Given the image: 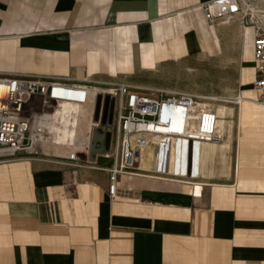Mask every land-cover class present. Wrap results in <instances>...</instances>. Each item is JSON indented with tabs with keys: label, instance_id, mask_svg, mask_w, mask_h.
Returning <instances> with one entry per match:
<instances>
[{
	"label": "crops",
	"instance_id": "crops-1",
	"mask_svg": "<svg viewBox=\"0 0 264 264\" xmlns=\"http://www.w3.org/2000/svg\"><path fill=\"white\" fill-rule=\"evenodd\" d=\"M212 1L0 0V72L125 82L162 63L225 57L239 61L240 97L205 168L193 154L188 177L121 174L113 199L103 170L73 175L31 155L0 161V264H264L252 32L236 16L208 20Z\"/></svg>",
	"mask_w": 264,
	"mask_h": 264
},
{
	"label": "built area",
	"instance_id": "built-area-1",
	"mask_svg": "<svg viewBox=\"0 0 264 264\" xmlns=\"http://www.w3.org/2000/svg\"><path fill=\"white\" fill-rule=\"evenodd\" d=\"M224 2L225 8L217 5ZM238 0H213L205 4L204 16L208 20L237 18L242 29L252 32V57L254 61L251 86L264 103V27L251 8L240 6ZM213 7V9L211 8ZM232 14L231 17H225ZM1 37V36H0ZM93 92L91 125L81 154L69 148L64 155L46 152L39 134L46 129L49 113L62 103L75 106L86 104ZM99 96L97 120H93L96 97ZM112 97V115L109 126L100 124L104 97ZM234 102H239L238 94ZM203 117H205L203 119ZM215 114L209 104L199 102L191 94L152 93L134 88L118 79L71 80L49 76L0 72V161H9L21 155L46 158L70 171L73 175L81 168L106 172V192L109 199L117 195V178L121 174H134L139 167L142 150L152 146L156 154L170 153L172 140L177 137L190 139L188 129L192 121L200 120L198 137L213 135ZM109 129L107 151H103L104 131ZM98 137L94 138L95 131ZM68 146H72L68 144ZM98 160H103V166ZM161 167L163 170H158ZM165 163H153L151 171L164 172Z\"/></svg>",
	"mask_w": 264,
	"mask_h": 264
},
{
	"label": "rangeland",
	"instance_id": "rangeland-1",
	"mask_svg": "<svg viewBox=\"0 0 264 264\" xmlns=\"http://www.w3.org/2000/svg\"><path fill=\"white\" fill-rule=\"evenodd\" d=\"M238 1L241 3L242 9L248 7L251 8V12L254 9L264 22V0ZM240 14L241 12L235 14V16L239 18ZM256 19L260 21L258 17ZM228 20L220 18L217 21L228 22ZM247 62V66L254 67L253 58ZM238 74L239 61L237 59L189 57L177 62L162 63L150 71L136 72L126 77L125 82L143 91L162 94H191L197 101L209 104L213 108L216 117L213 135H207V137L212 139L211 142L205 145H200V141L188 143L187 151L184 152V160H181V157L177 158L175 155L172 156L171 163L164 162L163 159H160L161 156L156 158L154 150L150 149L152 150L151 163L144 165L143 169H152L153 161L155 160L158 165L161 162L165 163L164 172L179 175L181 171H184L188 177L187 162L190 157L192 158L193 154L196 155L202 167L205 168V162L207 160L212 161L216 151H220L221 143L220 141H214V139L217 138V135H220L223 140L222 132L230 127L229 106L234 102V90L237 85ZM96 137L98 135L94 133V138ZM177 142L175 140L172 141V143ZM200 153L202 154L200 155ZM225 156L222 157L221 163L218 164L221 168H223L224 164H228V156ZM158 170L163 169L159 167Z\"/></svg>",
	"mask_w": 264,
	"mask_h": 264
},
{
	"label": "bare ground",
	"instance_id": "bare-ground-1",
	"mask_svg": "<svg viewBox=\"0 0 264 264\" xmlns=\"http://www.w3.org/2000/svg\"><path fill=\"white\" fill-rule=\"evenodd\" d=\"M246 1V0H244ZM245 4V2H244ZM217 5L225 8L227 5L224 2H217ZM213 9V7L211 6ZM253 15L260 19L262 26L264 27V22L260 18L261 16L252 9ZM232 14H228L225 17H231ZM97 87L91 88L90 91V100L81 106H75L69 103H62L58 108L53 109L49 113L48 120L46 121V129L39 134V140L46 152L52 153L54 155H64L67 153L69 148H72L76 153L81 154L84 150V141L88 137L89 128L91 125L90 115L93 108V92ZM205 117H203L204 119ZM193 128H191L192 125ZM200 125V120H194L189 126L190 133L192 134V143L200 141V145H205L212 141L211 138L207 137H198L197 131ZM173 140L178 141L177 143H171L170 153L164 157L161 154H156V158L161 156L160 159H163L166 163H171L172 156L181 157V160H184V152L187 151L188 143H191L190 139L184 137H177ZM172 140V141H173ZM221 136L217 135V138L214 141H221ZM71 144L72 146H68ZM154 147L149 146L141 151L139 157V167L144 168L146 164H150L152 160V150ZM204 148V147H203ZM203 152V151H202ZM202 153H200L201 155ZM153 163H156L154 160ZM157 164V163H156ZM153 167V165H152Z\"/></svg>",
	"mask_w": 264,
	"mask_h": 264
},
{
	"label": "water",
	"instance_id": "water-1",
	"mask_svg": "<svg viewBox=\"0 0 264 264\" xmlns=\"http://www.w3.org/2000/svg\"><path fill=\"white\" fill-rule=\"evenodd\" d=\"M99 96L96 97L95 105H94V112H93V120H97L98 116V106H99ZM112 97L105 96L104 103L101 112L100 124L102 126H109L111 122V115H112ZM96 134L101 132V130L95 131ZM108 139H109V129L106 128L104 131V144H103V151L106 152L108 148Z\"/></svg>",
	"mask_w": 264,
	"mask_h": 264
}]
</instances>
